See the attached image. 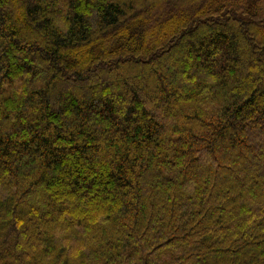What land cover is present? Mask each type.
Here are the masks:
<instances>
[{"label": "trees", "instance_id": "obj_1", "mask_svg": "<svg viewBox=\"0 0 264 264\" xmlns=\"http://www.w3.org/2000/svg\"><path fill=\"white\" fill-rule=\"evenodd\" d=\"M0 264H264V0H0Z\"/></svg>", "mask_w": 264, "mask_h": 264}]
</instances>
